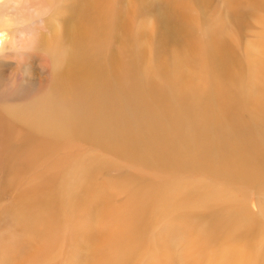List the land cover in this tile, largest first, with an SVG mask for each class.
Segmentation results:
<instances>
[{
    "label": "bare ground",
    "instance_id": "obj_1",
    "mask_svg": "<svg viewBox=\"0 0 264 264\" xmlns=\"http://www.w3.org/2000/svg\"><path fill=\"white\" fill-rule=\"evenodd\" d=\"M200 21L198 78L160 58L143 93L121 0L0 2L7 246L33 243L16 264H264V30L230 74Z\"/></svg>",
    "mask_w": 264,
    "mask_h": 264
},
{
    "label": "rangeland",
    "instance_id": "obj_2",
    "mask_svg": "<svg viewBox=\"0 0 264 264\" xmlns=\"http://www.w3.org/2000/svg\"><path fill=\"white\" fill-rule=\"evenodd\" d=\"M2 1L5 0H0ZM121 2L128 26L125 42L127 70L140 79L151 76L147 79L151 83L142 80L143 85L145 84L143 89L141 88L143 93L145 86L155 92L160 89L158 82L160 78L158 74L153 75L160 58L164 59L167 65L171 62V66L175 57L178 58V65L183 71L182 80L186 85L198 78H196L198 60L196 61V49L193 44L197 35H194L196 37H193V40L188 39V34L182 31V28L189 27L190 23L193 27L195 19L201 20L200 26L211 23L214 32L220 34L222 63L230 74L237 70L233 57L236 42L243 40L244 43L252 44L259 39L258 34L264 30V0H121ZM256 49H253V55L256 58L259 56L258 60H264L263 49L258 51ZM191 61H196V64ZM0 69L3 71L5 69V73L9 74L4 64H0ZM0 172H2L0 173V243L7 249H3L4 253L0 255L2 258L0 264L23 263L31 254L33 243L26 241L24 244L25 240L21 238L15 246L11 248L7 246L13 242V235L18 234L20 230L13 211H10L16 192L14 189L12 192L4 184V180L7 179L5 169H0Z\"/></svg>",
    "mask_w": 264,
    "mask_h": 264
}]
</instances>
